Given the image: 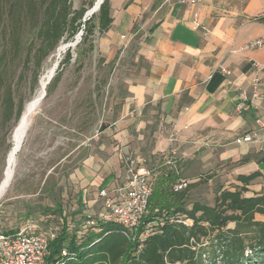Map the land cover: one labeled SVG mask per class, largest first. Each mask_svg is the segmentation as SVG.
I'll return each mask as SVG.
<instances>
[{
    "label": "crops",
    "instance_id": "crops-1",
    "mask_svg": "<svg viewBox=\"0 0 264 264\" xmlns=\"http://www.w3.org/2000/svg\"><path fill=\"white\" fill-rule=\"evenodd\" d=\"M110 6L113 21L100 33L99 49L104 64L113 62L106 83L111 106L96 137L97 151L79 171L84 191L93 196L89 201H103L104 187L113 189L125 180L126 154L155 179L161 175L168 168L161 165L172 146V132L184 168L195 167L192 179H199L206 168L212 172L227 165L224 172L231 178L259 172L246 195L261 192L264 85L242 109L238 104L254 63H264V45L240 50L247 41L264 37V22L256 20L264 16V0H197L195 5L110 0ZM195 11L207 33L193 24ZM222 67L231 74L225 75ZM249 133L259 137L235 141ZM242 158L247 160L240 162ZM96 206L79 215L98 218L103 208Z\"/></svg>",
    "mask_w": 264,
    "mask_h": 264
},
{
    "label": "trees",
    "instance_id": "trees-1",
    "mask_svg": "<svg viewBox=\"0 0 264 264\" xmlns=\"http://www.w3.org/2000/svg\"><path fill=\"white\" fill-rule=\"evenodd\" d=\"M94 5L92 2L91 8ZM86 10L74 9L71 0H0V94L6 113L13 109V90L8 79L16 61L21 59L27 64L35 56L40 68L67 33L72 38L84 24L91 34L93 28L89 24L95 17L100 33L109 29L113 21L110 0H104L90 19L78 23ZM256 20L264 22V16ZM70 59L68 49L65 60ZM35 78L38 81L39 76ZM59 78L60 72L48 84V93ZM22 110L21 103L17 118ZM245 160L242 158L240 162ZM161 166L168 168L154 178L147 212L140 224L130 230L100 216H80V226L74 223L75 229L70 232L61 202L56 201L53 207L40 205L39 209L29 206L28 217L38 211L62 219L59 230H36L47 237L55 232V237L49 239L47 263L264 264V220L257 218V214L264 215V189L254 195L245 194L259 172L239 174L240 183L220 187L210 203L191 195L195 183L187 182L182 190L176 191L174 185L182 178L180 171L165 160ZM88 221L94 223L86 225Z\"/></svg>",
    "mask_w": 264,
    "mask_h": 264
},
{
    "label": "rangeland",
    "instance_id": "rangeland-1",
    "mask_svg": "<svg viewBox=\"0 0 264 264\" xmlns=\"http://www.w3.org/2000/svg\"><path fill=\"white\" fill-rule=\"evenodd\" d=\"M71 1L74 9L85 7L88 11L91 3L94 5L98 0ZM84 16L78 23L85 21ZM97 25L98 18L95 17L89 24L93 28L91 34L86 32L84 24L72 38H68L67 33L40 68L36 64L35 56L27 64L21 59L13 64L8 79L14 99L11 113L5 112L0 94L1 232L19 230L25 226H31L33 230L40 232L61 229L63 223L59 216H46L37 211L28 217L29 206L39 209L40 205L53 207L56 201L61 202L64 213L67 214L70 232L75 229L74 223L78 222L77 226H80L79 214L84 210L87 212L96 205L104 210L105 198L96 203L89 201L93 196L84 191L86 187L82 186L79 172L90 155L97 151L96 137L106 126L105 119L111 106L106 83L112 74L113 62L104 64L99 49L100 32ZM80 32L82 35L79 43L75 47L67 48L71 49V59L66 62L67 50L60 52L59 49L65 43L76 40ZM24 49L26 51L29 48ZM54 68L55 72L49 83L58 72L59 81L51 85L49 93V83L47 84L46 95L33 118L31 128L19 149H16L13 131L17 122L26 104L38 94L43 78ZM37 75L38 81L35 78ZM21 103L23 110L17 118ZM122 164L124 165L123 158ZM175 167L182 178L189 183H195L191 187V195L210 203H213L220 187L240 183L236 177L226 175L224 171L228 169L227 165H219L212 172L206 168L197 180L190 177L195 167L185 169L179 154ZM7 178L9 181L4 184ZM105 189L109 195L113 194L114 188L104 187L103 190ZM248 189L250 190L249 187ZM257 218L264 220V215H258Z\"/></svg>",
    "mask_w": 264,
    "mask_h": 264
},
{
    "label": "built area",
    "instance_id": "built-area-1",
    "mask_svg": "<svg viewBox=\"0 0 264 264\" xmlns=\"http://www.w3.org/2000/svg\"><path fill=\"white\" fill-rule=\"evenodd\" d=\"M181 3L195 5L197 0H178ZM193 24L202 28L205 33L208 27L201 21L199 11L193 13ZM264 37L251 39L243 44L240 50H255L263 47ZM225 75L231 74V70L222 67ZM264 85V63H254V73L248 81V87L241 88L239 93L240 103L238 108L242 109L245 103L251 99L258 89ZM250 90L254 93L251 95ZM258 133L246 134L235 139L238 144L248 143L258 138ZM172 146L165 157V163L175 167L178 160V149L174 145L176 134L170 135ZM126 169L125 180L114 187L112 195L103 190L101 194L105 196L104 210L100 217L123 225L126 229L136 228L147 212L148 202L153 192L154 177L152 171L139 167L137 159L126 154L123 157ZM187 184L186 179L181 178L175 185L176 191L182 190ZM182 221V220H180ZM189 224V221H184ZM88 221V224H93ZM147 234L145 232L144 236ZM55 237V232H51L50 237L33 230L31 226H25L16 233L8 234L0 231V264H48L49 239ZM66 254V251H63Z\"/></svg>",
    "mask_w": 264,
    "mask_h": 264
},
{
    "label": "bare ground",
    "instance_id": "bare-ground-1",
    "mask_svg": "<svg viewBox=\"0 0 264 264\" xmlns=\"http://www.w3.org/2000/svg\"><path fill=\"white\" fill-rule=\"evenodd\" d=\"M100 1L101 0H98L94 6H97ZM91 9H89V10H91ZM97 10H98V8L96 10H94L93 13H95ZM93 13H91L89 15H92ZM81 35H82V33H79L76 40H74L73 42L65 43L59 49V51L61 52V51L67 50V48H69V47H75L79 43V41L81 39ZM54 72H55V68L52 69L43 78L38 94L35 96V98H33L31 101H29L26 104L25 109H24L19 121L17 122V125L13 131V140L15 142L16 149H19V147L21 146V144L23 143V141L26 137V134L28 133L29 128H31L33 118L41 106V102H42V99L44 97L46 86L49 83V81L51 80V78L53 77ZM8 181H9V178H7L5 180L4 184H7Z\"/></svg>",
    "mask_w": 264,
    "mask_h": 264
},
{
    "label": "water",
    "instance_id": "water-1",
    "mask_svg": "<svg viewBox=\"0 0 264 264\" xmlns=\"http://www.w3.org/2000/svg\"><path fill=\"white\" fill-rule=\"evenodd\" d=\"M103 1H104V0H101V1L98 3L97 6H94L91 10L86 11L85 16H84V20H86V18H87L88 16H90L89 14L93 13L94 10H96L97 8H98V10H99V8H100L101 4L103 3ZM98 10H97V11H98ZM93 14H94V13H93ZM93 14H92V15H93ZM80 33H82V32H80ZM44 95H46V91H45Z\"/></svg>",
    "mask_w": 264,
    "mask_h": 264
}]
</instances>
